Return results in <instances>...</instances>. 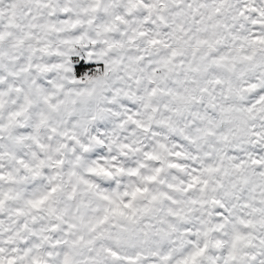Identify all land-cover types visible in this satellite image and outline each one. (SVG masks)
I'll return each mask as SVG.
<instances>
[{"label": "snow or ice", "instance_id": "6c2138e0", "mask_svg": "<svg viewBox=\"0 0 264 264\" xmlns=\"http://www.w3.org/2000/svg\"><path fill=\"white\" fill-rule=\"evenodd\" d=\"M0 264H264V0H0Z\"/></svg>", "mask_w": 264, "mask_h": 264}]
</instances>
